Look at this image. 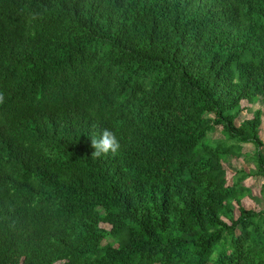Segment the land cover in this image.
<instances>
[{
    "label": "trees",
    "instance_id": "obj_1",
    "mask_svg": "<svg viewBox=\"0 0 264 264\" xmlns=\"http://www.w3.org/2000/svg\"><path fill=\"white\" fill-rule=\"evenodd\" d=\"M244 103L264 0H0V264H264ZM105 129L121 148L96 157Z\"/></svg>",
    "mask_w": 264,
    "mask_h": 264
},
{
    "label": "rangeland",
    "instance_id": "obj_2",
    "mask_svg": "<svg viewBox=\"0 0 264 264\" xmlns=\"http://www.w3.org/2000/svg\"><path fill=\"white\" fill-rule=\"evenodd\" d=\"M243 107L245 108V111L241 114L240 119L236 121V126H239L241 122L251 119L253 113L257 109H261L263 112V118H262V126L260 129V136L261 140L264 144V105L263 103L257 104L256 106H248L246 103L243 104ZM219 138V132L215 135L211 136V138ZM255 152V149L252 145H246L243 147V157L239 160H233L228 163L224 164V168L226 169L228 176L230 179H232V176L238 172V171H244L246 173H249L252 171L253 166L247 159V156L250 154L252 155ZM264 154V148L262 150ZM247 155V156H246ZM264 180H259L255 178H249L245 183V188L250 189L251 196L246 197L242 202V208L246 210L261 212L264 211V200L261 196V187ZM236 207V206H235ZM235 217H238V207L235 209Z\"/></svg>",
    "mask_w": 264,
    "mask_h": 264
},
{
    "label": "clouds",
    "instance_id": "obj_3",
    "mask_svg": "<svg viewBox=\"0 0 264 264\" xmlns=\"http://www.w3.org/2000/svg\"><path fill=\"white\" fill-rule=\"evenodd\" d=\"M92 147L94 148L93 155L100 157L109 153H117L121 148V144L113 131L105 129L98 139L92 140Z\"/></svg>",
    "mask_w": 264,
    "mask_h": 264
},
{
    "label": "crops",
    "instance_id": "obj_4",
    "mask_svg": "<svg viewBox=\"0 0 264 264\" xmlns=\"http://www.w3.org/2000/svg\"><path fill=\"white\" fill-rule=\"evenodd\" d=\"M263 184H264V182H263Z\"/></svg>",
    "mask_w": 264,
    "mask_h": 264
}]
</instances>
